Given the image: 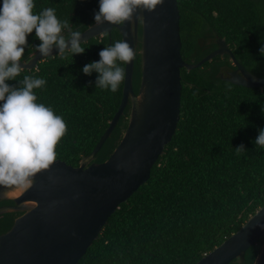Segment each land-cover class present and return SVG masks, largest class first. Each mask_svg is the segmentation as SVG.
<instances>
[{"label":"trees","instance_id":"trees-1","mask_svg":"<svg viewBox=\"0 0 264 264\" xmlns=\"http://www.w3.org/2000/svg\"><path fill=\"white\" fill-rule=\"evenodd\" d=\"M34 2V12L54 8L59 19L69 20L72 30L79 32L94 22L99 10V0ZM177 6L183 60L198 62L217 47L216 38H223L245 69L264 77V55L259 52L264 46V0H177ZM63 34L68 37L67 30ZM117 40L121 35L112 28L107 36L82 42L83 53H56L8 81L18 85L24 75L47 81L34 90L38 102L53 107L68 127L56 148V159L78 165L117 110L123 83L113 93L96 88L98 73L82 71ZM28 43L23 60L40 43L34 31ZM232 68L227 55H217L196 68L180 69V117L171 140L148 180L119 204L77 264H194L264 205V148L255 145L264 128V87H244L224 79L225 71ZM139 80L137 52L135 92ZM129 110L130 104L93 161L101 162L111 154L127 125ZM241 144L246 151L237 153L235 148ZM18 214L0 215V233L10 228ZM257 252L256 246H250L242 259L229 264H254Z\"/></svg>","mask_w":264,"mask_h":264},{"label":"water","instance_id":"water-1","mask_svg":"<svg viewBox=\"0 0 264 264\" xmlns=\"http://www.w3.org/2000/svg\"><path fill=\"white\" fill-rule=\"evenodd\" d=\"M112 28L118 29L121 40L135 54L139 52L138 90L133 89L134 58L124 66L117 110L78 165L56 159L50 169L35 176L33 187L22 195L0 186V200L12 202L0 205V215L19 212L10 228L0 233V264L78 263L119 204L148 180L153 164L171 140L180 117L181 68L190 70L214 56L227 55L235 68L224 79L244 87H264V77L245 69L223 38H217V47L198 62L183 60L177 0H163L154 11L139 9L123 25L93 22L80 32L81 43L104 30L110 33ZM56 53L54 47L52 55ZM46 57L35 50L21 66L32 69ZM128 104L127 125L117 145L105 160L93 161ZM258 224H264V205L194 264H229L242 259L253 245L258 251L254 264H264V228Z\"/></svg>","mask_w":264,"mask_h":264},{"label":"clouds","instance_id":"clouds-1","mask_svg":"<svg viewBox=\"0 0 264 264\" xmlns=\"http://www.w3.org/2000/svg\"><path fill=\"white\" fill-rule=\"evenodd\" d=\"M162 3L163 0H99L94 23L123 25L131 22L137 10L154 11ZM35 7L34 0H2L0 6V186L14 195L28 191L35 176L50 169L57 157L56 148L68 131L62 115L38 102L34 90L44 87L45 79L24 75L18 85L8 83L17 80L24 70L21 61L29 46L28 36L35 32L40 41L35 48L42 57L52 55L54 47L61 54L65 50L73 55L85 51L81 33L72 30L69 20L59 19L54 8L36 13ZM103 35L107 36L108 30ZM259 52L264 55V46ZM135 55L126 40H117L104 47L99 52L100 59L84 65L82 71L86 75L98 73L96 88L115 93L125 81L121 65L132 62ZM255 145L264 148V128L259 130ZM235 149L237 153L246 151L243 144ZM258 225L264 228V224Z\"/></svg>","mask_w":264,"mask_h":264},{"label":"flooded vegetation","instance_id":"flooded-vegetation-1","mask_svg":"<svg viewBox=\"0 0 264 264\" xmlns=\"http://www.w3.org/2000/svg\"><path fill=\"white\" fill-rule=\"evenodd\" d=\"M216 39H217V38H216ZM234 68H235V67H234ZM234 68H232V69H234ZM232 69H227V70L225 71V74L227 75V72L230 71V70H232ZM226 75H225V76H226ZM6 204H11V202H9V203H8V202L0 203V205H6Z\"/></svg>","mask_w":264,"mask_h":264}]
</instances>
